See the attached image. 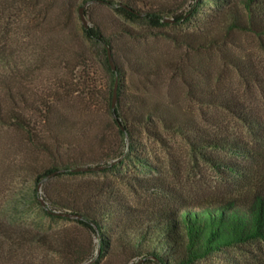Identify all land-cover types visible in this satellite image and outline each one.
Here are the masks:
<instances>
[{
    "label": "trees",
    "instance_id": "obj_1",
    "mask_svg": "<svg viewBox=\"0 0 264 264\" xmlns=\"http://www.w3.org/2000/svg\"><path fill=\"white\" fill-rule=\"evenodd\" d=\"M98 1L126 21L149 28L163 26L171 19L190 20L202 13L209 22L207 27L171 36L185 49L183 55L231 42L235 32L264 36V0H193L191 8L185 6L188 0ZM49 2L54 6L55 0ZM52 9L47 6L43 13L50 17L52 11L47 10ZM62 15L63 24L68 25L69 8ZM49 22L45 29L62 26ZM124 30L132 32L121 22L118 31ZM69 36L73 45L49 38L28 54L14 45L0 44V125L21 131L40 155L30 168L35 186L45 183L44 198L54 207L70 209L77 215L74 219L98 237L96 262L121 255L126 262L138 256L154 264H194L209 256L225 259L229 248L243 243H264V111L247 109L236 96H218L207 101L230 112L246 135L218 122L205 123L201 113L171 100H151L144 89L122 90L120 80L126 77V68L118 61L114 40L99 22L82 24L79 29L71 25ZM132 47L128 60L134 74L158 77L160 63ZM90 50L107 74V88H102L96 77L82 78L75 72L81 66L94 73ZM183 55L169 63L171 76L184 79L190 95L203 103L205 100L191 88L195 82L180 65ZM242 59L232 60L237 69L244 65ZM77 101L81 103L75 105ZM99 104L107 108L110 131L94 122ZM74 109H81L82 118L73 115ZM162 131L185 138L192 157L218 171L224 186L194 200L175 193L168 180L146 174L120 173L116 180H61L89 163L103 161L100 169L110 170L112 163L106 159L114 157L121 163L134 160L139 169L150 173L156 164L143 135L160 140ZM117 184L142 190L158 201L132 204ZM0 234L16 236L1 223ZM60 245L61 251L76 257L73 264L87 259L86 255L80 257L83 250H78L75 237L67 236ZM263 263L264 258H260L259 264Z\"/></svg>",
    "mask_w": 264,
    "mask_h": 264
},
{
    "label": "rangeland",
    "instance_id": "obj_2",
    "mask_svg": "<svg viewBox=\"0 0 264 264\" xmlns=\"http://www.w3.org/2000/svg\"><path fill=\"white\" fill-rule=\"evenodd\" d=\"M49 1L51 0H0V44L14 45L23 54L30 53L31 48H36L49 38L73 45L69 36L70 26L79 29L82 24L92 25L97 21L103 31L114 40L115 54L121 65L126 68V77L120 80L122 90L144 89L151 100H171L180 107L193 109L194 112L201 113L200 116L204 115L205 123L218 122L226 129L245 135V129L230 112L207 100L212 102V99L223 95L236 96L247 109L264 111V36L260 38L250 32H235L231 42L210 46L201 51H189L183 55L181 53L186 52L185 49L175 44L171 36L207 27L209 22L202 13L190 20L175 22L171 19L163 26L149 28L126 21L98 0H55L54 6ZM192 1L188 0L185 6L191 8ZM47 6L53 8L47 10L52 11L50 17L43 13ZM66 8L70 11V17H67L68 25L63 24L65 17L62 11ZM59 13L61 17L57 15ZM46 20L50 21L49 23L58 22L62 24V28L47 26L45 29ZM121 22L132 32L124 30L119 33L118 25ZM220 31L222 33V30ZM132 46L139 53L160 63L158 77L149 79L134 74L128 60ZM90 54L94 73H89L81 66L75 72L82 78L84 75L96 77L100 86L107 88V74L91 50ZM180 55L185 58L180 61L181 67L185 69L188 79L195 82V86L191 88L205 100L203 103L190 95L184 79L171 76L172 68L169 63L172 60L178 61ZM239 56H242L244 61L241 69H237L232 63V60ZM35 82L36 80L31 86ZM74 103L77 105L81 102ZM97 108L94 122L105 125L110 131L107 108L101 104ZM80 110L74 109L73 115L82 118ZM162 136L163 138L158 140L143 135L144 141L152 149L151 160L156 164L150 173L139 169L134 160L121 163L119 157H114L106 159L107 163H112L110 170L100 169L99 164H104L103 161L89 163L78 167L80 172L65 175L61 180H116L120 173L146 174L149 177L168 180L175 193L194 200H200L224 186L218 171L203 160L192 157L185 138L168 131H162ZM39 158L40 155L35 149H31L21 131L0 125V223L8 228L13 236L16 234L13 238L0 234V264H73L75 256L59 249L67 236L75 237V243L80 246L78 250H83L80 257L86 255L87 259L81 264H154L138 256L126 262L125 256L121 255L112 259L103 257L96 262L98 237L75 220L70 214V209L54 207L44 198V182L35 186L30 165ZM116 186L132 204H150L158 201L142 190L134 191L125 184ZM225 256V259L209 256L194 264H259L260 258H264V243H243L238 247L229 248ZM230 258L235 261L231 262Z\"/></svg>",
    "mask_w": 264,
    "mask_h": 264
},
{
    "label": "water",
    "instance_id": "obj_3",
    "mask_svg": "<svg viewBox=\"0 0 264 264\" xmlns=\"http://www.w3.org/2000/svg\"><path fill=\"white\" fill-rule=\"evenodd\" d=\"M117 88H118V83H117V80L114 84V88H113V98H112V103L114 105V102H115V98H116V94H117ZM71 215H73L74 217H76L77 215L76 214H73V213H70Z\"/></svg>",
    "mask_w": 264,
    "mask_h": 264
}]
</instances>
